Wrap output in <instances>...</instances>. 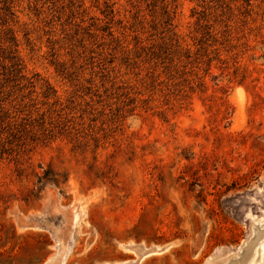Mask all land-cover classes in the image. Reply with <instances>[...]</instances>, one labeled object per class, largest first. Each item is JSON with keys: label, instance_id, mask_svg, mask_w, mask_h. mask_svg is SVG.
Segmentation results:
<instances>
[{"label": "rangeland", "instance_id": "obj_1", "mask_svg": "<svg viewBox=\"0 0 264 264\" xmlns=\"http://www.w3.org/2000/svg\"><path fill=\"white\" fill-rule=\"evenodd\" d=\"M57 240L264 264V0H0V264Z\"/></svg>", "mask_w": 264, "mask_h": 264}, {"label": "bare ground", "instance_id": "obj_2", "mask_svg": "<svg viewBox=\"0 0 264 264\" xmlns=\"http://www.w3.org/2000/svg\"><path fill=\"white\" fill-rule=\"evenodd\" d=\"M70 223V222H69ZM256 234V233H255ZM64 241V240H63ZM57 242H58V240H57ZM62 244H63V242H62ZM62 244H60L59 242H58V251L55 253V254H53L48 260H47V262H46V264H62V260H63V258L65 257V254H66V252H67V250H68V247L67 246H64V244H65V242H64V244L62 245ZM245 247V246H244ZM249 248V247H248ZM255 248V247H254ZM143 250V248H138V250ZM146 252V251H145ZM149 252H155V249L154 250H151V251H149ZM148 252V253H149ZM158 252V251H157ZM254 252H256V249H252V251L244 258V259H242V260H238L237 262H239V263H236V262H234V263H232V264H248L249 262H250V260H251V258L254 256ZM147 253V252H146ZM145 253V254H146ZM239 254V253H238ZM241 254V253H240ZM141 256V255H140ZM232 258H233V256H231ZM238 257V256H237ZM237 259V258H236ZM225 263V262H224ZM210 264H211V262H210ZM227 264H230V261H228L227 262Z\"/></svg>", "mask_w": 264, "mask_h": 264}, {"label": "trees", "instance_id": "obj_3", "mask_svg": "<svg viewBox=\"0 0 264 264\" xmlns=\"http://www.w3.org/2000/svg\"><path fill=\"white\" fill-rule=\"evenodd\" d=\"M42 179H40V181H41Z\"/></svg>", "mask_w": 264, "mask_h": 264}]
</instances>
